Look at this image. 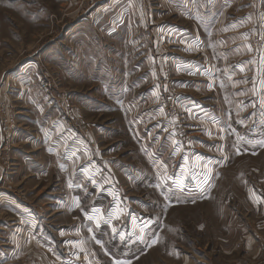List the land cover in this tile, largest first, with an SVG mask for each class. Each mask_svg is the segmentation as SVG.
I'll list each match as a JSON object with an SVG mask.
<instances>
[{
    "label": "rangeland",
    "instance_id": "rangeland-1",
    "mask_svg": "<svg viewBox=\"0 0 264 264\" xmlns=\"http://www.w3.org/2000/svg\"><path fill=\"white\" fill-rule=\"evenodd\" d=\"M73 3L0 0V89L10 101L0 98L6 140L0 151L15 158L5 159L8 177L0 176V194L7 180L9 189L16 186L8 199L13 204L0 205V264H264V151L256 153L259 144L253 142L261 134L252 125L264 122V107L246 119L234 90L203 76L193 78V57L208 61L210 53L204 58L190 45L183 54L168 48L160 37V0ZM119 21L143 27L135 34L136 47L122 37L113 39ZM263 32L248 43L251 57L253 50L264 49ZM177 57L185 61L178 63ZM198 100L210 108L200 107ZM35 116L52 130L60 123L52 135L62 150L56 152H70L59 144L63 137L72 138L79 155L85 146L99 152L110 175L97 173L112 176L121 191L117 214L127 217L122 228L116 230L107 217L114 208L113 200L107 207V186L106 209L87 208L90 201L83 202L76 191L70 195L68 183L78 182L90 193L92 183L81 184L76 165L71 179L55 162L48 191L66 197L71 206L51 213L60 239L47 243L29 231L33 220L38 228L48 213L31 192L25 196L36 206L20 208L22 213L16 208L24 196L18 181L29 169L26 159L36 156L41 167L55 161L42 154V147L23 143L39 131L45 137L43 130L25 127ZM232 122L247 127L241 130ZM165 174L171 179L162 181ZM179 179L182 189L176 186ZM94 210L106 218L103 225L96 219L90 225Z\"/></svg>",
    "mask_w": 264,
    "mask_h": 264
},
{
    "label": "crops",
    "instance_id": "crops-1",
    "mask_svg": "<svg viewBox=\"0 0 264 264\" xmlns=\"http://www.w3.org/2000/svg\"><path fill=\"white\" fill-rule=\"evenodd\" d=\"M73 2L77 4L76 0H72V3ZM4 5H7V3ZM160 6V17L162 22L160 27V37H162V40L164 39L163 42L167 44L169 49L175 47V49H177L176 52L183 54L185 45H190L193 50V54L199 52L198 54L203 55L205 58L207 53H210L208 61L205 60L201 62V60L193 57L194 59L191 61L193 65V78H196V76H198L197 78L203 76L204 79H212V82L216 86L221 84L231 90H234L231 93H233L232 95L236 96V102H238V98L241 99V113H244L246 119H248L249 116L257 114L260 111V107H264V103L262 101L264 96V49H262V51L261 48L260 50H253L254 54L251 57L248 43L253 39V36L259 34L258 32L264 29V9H262L264 4H262L261 8L260 6H255L252 2H250V0H160ZM140 29H143L141 25L129 26L124 25L123 22L119 21L118 30L116 29L113 32V39L118 42V39L122 37V39H125V42L128 46L136 47L138 41L135 34H138L140 31H142ZM154 33H157V30H154L150 37L151 44ZM127 38H129L128 41ZM199 48H202V52H200ZM179 58L180 57H177L174 60H176L178 63L185 61L184 59L182 60ZM128 61V63L131 64V61ZM205 63H207V65L209 64V66L202 65ZM208 70V75H205ZM5 92L6 91L4 90V87L0 89V98L5 99L9 103L10 101L7 98L8 95L5 94ZM249 102H251V104ZM198 103L202 108H210L201 101ZM35 117L36 118L34 121L30 120L26 122L25 124L27 125L25 127L43 130V132H45V137L41 136L40 131L38 132L39 135L33 134L31 138L28 136L30 135L29 133L26 137H24V139H30L23 140V143L31 145L32 148H35L36 146V149L39 150L42 147V154H45L46 157L47 154L49 157H54L55 161L52 159V161H48V166L41 167V165L37 164L36 156H31L30 154L27 157L26 162H30L32 164L27 163L29 164V169H27L22 174L21 181H18V184L20 185L18 186V191L24 196L22 200L17 202L16 208L18 209L19 213H22L20 208L30 209L31 206H36L30 204L27 201V196H25V194L28 192L33 193L35 199H39V204L46 209L48 214H46V220H40L41 223L38 228L34 225L35 222L36 224L38 222L31 219L33 220L31 222L32 228L29 227V231L32 232L36 237L41 236L44 241L46 240L47 243L49 242L56 245L58 243L57 239H60V237H57L54 234V231L56 232V225L54 222L57 219L51 220V213L55 210L59 211V209L62 208L71 209V206L68 204L66 197L62 195H54V192L56 191H48V188H50V180L48 179L54 174V165L56 164L55 162L59 164V166H56L60 170L61 174L70 175L71 179L75 175L72 169H74V166L76 165V172H78L77 175H79L78 180L81 182V184L83 185L86 179L92 183L91 193L88 192V190H86V188L83 186H80L78 182L71 181L68 183V193L70 195L72 192L76 191V193L83 194V202L90 201L92 205L85 206L87 208L106 209L104 208L105 204L103 196L105 187L107 186V195L108 198H110L108 202L109 206L107 205V207L110 209L112 194L120 188L119 185L114 182L112 176H108L107 174L108 177H104L103 173H101L102 176L101 174L97 173L98 170L103 172V170L108 169V167L106 168L102 160L99 158L98 151H96L94 148L90 151V149L85 146V152H83L82 155H79L75 152L76 145L72 138L63 137V140L60 139L59 144L65 148L63 151L70 152L65 154L56 152V150L59 152L62 150L60 147L54 145L55 142L52 139V135L54 136L53 130L57 131L60 127V123L54 122V125H58L52 130L50 128V124L47 121L37 120V117L40 116ZM40 119L43 118L40 117ZM193 119H195L194 113ZM252 123L253 128L261 134V137H263L264 122L253 121ZM232 125H235L233 127L236 128L240 126L241 130H243V127H247V125L243 122H239V124L232 122ZM2 130L3 126L1 118L0 135H2V137H0V148L6 144V140L4 139L5 134H3ZM261 137L254 139L253 142L259 144L256 149V153H261L264 151V138ZM134 139L138 140L140 138L134 134ZM82 142L87 144L85 143V140H82ZM246 142V144H249V139H246ZM141 145L144 144L141 143ZM52 146H54L56 149L52 150ZM66 147L68 149H66ZM3 149L0 151V176L8 177L6 174L7 168L4 165L5 159H7L9 156L8 152ZM62 155H64V159ZM6 156L8 157L6 158ZM8 159L14 162L15 158ZM47 160L49 159H46V161ZM115 164H117V162ZM118 165L120 166V163H118ZM82 173H84L85 177L87 178H80ZM91 173L98 174L99 177L93 178V175H90ZM125 176L129 179V175ZM5 184L7 185L4 187L5 191L1 192L0 194V205L3 202H9L8 199H13V195L10 196L9 194L13 193L11 189L14 190L16 188V186H11L9 189L10 186H8V180ZM74 185L75 188H73ZM5 194L7 196V200L5 199ZM75 199L77 200V197ZM9 204L13 203L9 202ZM115 209L117 212H119L118 207ZM99 214L100 212L98 211L96 216L99 217ZM22 215H26V213L24 212ZM90 215H88V217H90ZM69 216L72 220V215L69 214ZM34 217L35 216L33 215V218ZM88 217H82L84 219V223L88 220ZM107 217L109 218V216ZM11 219L14 221V216L12 218L8 217V224H13V221L10 222ZM74 219L78 222L82 221L80 220V217ZM104 219L99 221L101 223L100 225L104 224ZM43 223L45 225H43ZM87 225L89 227V223H87ZM90 225H93V220L90 222ZM69 232L71 233L72 231ZM93 232L95 233L94 229ZM60 233L61 231L59 229L58 234ZM66 237L67 235H65L63 238L66 239ZM39 255H44V253H39Z\"/></svg>",
    "mask_w": 264,
    "mask_h": 264
},
{
    "label": "built area",
    "instance_id": "built-area-1",
    "mask_svg": "<svg viewBox=\"0 0 264 264\" xmlns=\"http://www.w3.org/2000/svg\"><path fill=\"white\" fill-rule=\"evenodd\" d=\"M0 107L2 109H4L3 105H1ZM120 193L121 192L119 190L113 192L112 200H113L114 208L109 213V218H110V220H112L116 230H118L119 228H122L125 225L126 219H127V217L125 215H123V216L118 215L117 211L115 209L116 207H118V209L120 208V202H119V201H121V194ZM119 214H121V213L119 212ZM126 215H127V213H126Z\"/></svg>",
    "mask_w": 264,
    "mask_h": 264
},
{
    "label": "snow or ice",
    "instance_id": "snow-or-ice-1",
    "mask_svg": "<svg viewBox=\"0 0 264 264\" xmlns=\"http://www.w3.org/2000/svg\"><path fill=\"white\" fill-rule=\"evenodd\" d=\"M210 171V170H209ZM165 179H171L170 177H167V175L165 174V176L164 177H162V181L163 180H165ZM176 186L178 187V188H183V180L182 179H179V180H177L176 181ZM96 212H98V210H94V215L93 216H90L89 217V219H96L97 220V223L99 224V221L101 220V219H103V217L102 216H99V217H97L96 215H95V213ZM116 230L115 229H113V232H115ZM120 238H121V240H123L124 239V236H123V234H121L120 235ZM98 243H100L99 241H97ZM101 246H103V245H101Z\"/></svg>",
    "mask_w": 264,
    "mask_h": 264
}]
</instances>
